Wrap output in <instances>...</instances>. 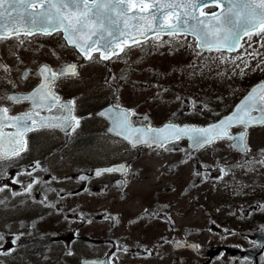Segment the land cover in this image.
Returning <instances> with one entry per match:
<instances>
[{"label":"snow or ice","instance_id":"6c2138e0","mask_svg":"<svg viewBox=\"0 0 264 264\" xmlns=\"http://www.w3.org/2000/svg\"><path fill=\"white\" fill-rule=\"evenodd\" d=\"M211 6H219L222 11H212ZM208 7L209 10L204 11ZM135 10V11H133ZM33 33L62 35L64 43L61 47H72L76 50L75 54L80 57L83 63L95 62L97 60L107 61L110 58L120 59L127 55L126 46L140 45V41L151 43L153 47L168 44L176 47L180 41H184L199 56L204 52L218 51L223 53L232 51L234 48H242L240 43L241 35H247L251 43H256L264 48V0H0V40L8 37L17 38L23 43V36H31ZM252 34H257L259 39L253 40ZM149 35L154 39L149 41ZM167 35L171 39H161ZM191 35L195 38V43H190L185 37ZM251 43L248 47H251ZM171 50V49H170ZM97 55H93V53ZM53 54L59 56L53 50ZM243 55L253 59L262 57L260 63L255 67L251 66L248 60L243 61V68L249 71L261 70L264 68V54L255 52ZM219 59L227 62L223 54ZM235 61L238 57H228ZM7 71L9 66L2 65ZM77 63L65 62L58 69H53L47 63H41L33 75L39 77V82L27 92L5 93L2 99L12 101H31V107L24 112L9 115V108L0 105V178L7 177L20 185L19 192L25 195V199H31L41 206H46L56 213H62L63 209L57 207L55 201L50 200L45 192H53L54 189L48 184L47 180L37 172H49L47 167H42L39 160L30 162L27 166L17 164L22 172H25L29 179H18V174H10L7 171L13 161H18L21 154L29 147L25 133L40 128L59 129L71 132L79 126L81 117L74 115V105L76 97L64 100L58 92L53 91L56 81L66 76L78 77L80 74ZM240 65L237 64L236 68ZM241 68L240 74H243ZM30 74V70L25 68L23 76ZM124 79L123 76L117 77L115 74L106 78L105 84L112 88V99L118 101V90L122 87L118 80ZM14 83V82H13ZM147 82H145V86ZM260 89V92H257ZM177 100L181 97L177 96ZM190 101L189 111H214L209 103ZM222 100L223 98H217ZM200 107L197 108L196 105ZM62 108L64 111L59 114H49L48 112L37 111V109L52 110ZM92 116L93 113H88ZM96 115L107 116L110 124L107 128L108 133H117L131 147L146 145L150 149L158 148L162 151H179L184 153L182 162L195 157L198 150L214 146L217 141H229V147L239 150L247 156L252 151L251 145L247 142L248 129L250 127L264 126V80L251 88L247 94L234 105L233 110L218 119L200 125L193 123H176L175 113H172V120L164 122L160 126H154L146 114L137 113L134 108L124 107L118 102L109 103L105 108L99 110ZM219 115V114H218ZM143 121L142 123L134 122ZM6 126L11 127V131H5ZM236 126L240 131L233 132L231 129ZM187 138V151L179 146L181 139ZM5 139L8 147L5 148ZM167 145V147H165ZM257 156L259 159H257ZM257 156L245 159L241 158L242 163L233 165H213L219 172L214 177L220 180L225 175L226 169L232 171L238 167L264 166V147L257 150ZM199 164L200 162L197 161ZM130 165H112L108 168H96L97 175L103 172H111L118 169L125 172ZM205 169L209 166L203 165ZM135 171V170H134ZM35 173V175H33ZM193 175L207 179L197 168L193 170ZM53 180L58 179L55 176ZM87 179V177H81ZM117 185L123 187L126 183L121 179L116 181ZM41 186V197L39 200L31 196L33 185ZM9 190L10 196L16 197L18 191L12 189L7 183L0 182V193ZM187 191V188L185 189ZM239 191V189H237ZM58 195V194H57ZM127 193L122 192V198ZM8 196L0 198V205L7 207ZM24 203V199L20 200ZM160 205H157L159 208ZM257 208H264V204H257ZM250 214V213H249ZM157 217L156 212L144 210L135 216L129 223H136L145 218ZM44 217L34 218L28 227L35 228L36 221ZM76 216L69 219H76ZM80 218L84 214L80 213ZM109 219H113L110 215ZM157 218L168 219L169 226L174 230V222L169 217L160 215ZM119 223L118 220L115 221ZM20 226L25 225V221H20ZM10 227V225H6ZM264 228V226H261ZM225 231H228L227 229ZM25 235L24 232L12 233L13 244L16 240ZM4 235L0 233V241ZM171 243L177 247L186 244L184 241L173 239ZM116 249V245L112 246ZM139 247H143L142 245ZM187 247L198 249L196 244H187ZM117 251L127 252L128 246L105 253L103 259H83L82 264H115L113 257H117ZM14 249L0 247V255L11 254ZM69 255L72 250L67 249ZM150 254L145 248L144 253ZM118 258V257H117ZM246 259V258H245ZM0 264H4L0 260Z\"/></svg>","mask_w":264,"mask_h":264},{"label":"rangeland","instance_id":"374dc122","mask_svg":"<svg viewBox=\"0 0 264 264\" xmlns=\"http://www.w3.org/2000/svg\"><path fill=\"white\" fill-rule=\"evenodd\" d=\"M22 39L23 43H20L17 38L0 40V57L9 65V69L17 81L16 89H26L34 83L36 75L31 74L34 72L31 71L25 78L22 77V72L27 67L35 71L39 64L47 62L53 69H57L67 61H81L73 48L61 47L63 39L58 35H34ZM162 39L171 38L164 37ZM185 39L190 43H195L192 36H187ZM252 39L257 40L259 36ZM244 42L246 45L243 50L234 55H225L224 52L213 51L204 52L197 56L196 52L199 50L197 49L194 52L184 41H180L174 48L168 44L152 46L147 51L134 48L121 59L113 58L108 62L101 60L88 63L82 62L79 68L80 75L73 77V79H64L63 85L67 87L68 91L73 88V96H77V109L85 108L84 105L90 104V107L87 106L88 109H81L82 113H87L93 108L97 109L103 105L109 96L112 97V88L105 84L108 65L113 67L115 75L119 70L130 69L131 71L126 75L127 79L121 81L122 87L118 90L119 99L114 101L115 103L118 102L121 105L134 108L137 113L146 114L153 123H161L163 120L169 119L172 113L179 114L187 120L206 121L216 111L228 105L234 94L238 92V90L230 89L233 86L231 83L233 78L237 79L236 85L239 89L245 87L244 83L249 78L251 79L249 70L245 71L249 77L239 73L243 68L244 58H249L243 53L261 52L264 54V48H261L258 44L251 43L248 38ZM249 43H251V47H248L247 44ZM53 50L59 56L54 55ZM221 54L225 56L226 63L219 59ZM228 57H238V59L233 61L227 59ZM261 58L250 59L251 64L256 66L260 63ZM236 64H239L240 67L233 71ZM145 82H147L146 86ZM10 87V82L0 70V103H5L6 106H9V103L7 99H2V97ZM200 90L203 91V95L224 93V100L210 104L214 111H208L207 109L189 111V100L187 98L197 99V96H199L197 93H201ZM177 96L181 99L177 100ZM199 98L201 99L200 96ZM10 106H13L14 110L24 107L22 103L19 105L10 104ZM196 107L199 108L200 106L196 105ZM94 119L92 118L93 122ZM97 123L103 124L101 121L96 122L94 132L98 130ZM254 130L256 137L253 140V146H251V157L257 156V150L264 147V138H259L261 129ZM110 140L115 139L110 138ZM117 141L119 143L114 142L115 145H110L109 143L113 141H109L106 150L98 149L91 154L85 151L78 152L75 165L80 168V166L84 167L90 164L112 163L121 160L130 163L133 168L125 176L128 184L123 187V190L112 184V181L117 179L119 175L109 173L95 180L91 185L92 188H87L84 192L77 191L73 196L67 198L64 195L65 215L63 217L46 216L42 223H38L36 228L39 230V242L25 248L23 251L25 257H16V260H23V264H76L78 260L80 261L82 255H97L106 247V245H97L98 238L106 239L108 237L106 232L107 222L111 220H118L123 224L124 231H129L134 226L129 223L133 218L132 216L135 217L144 210H148L156 212L157 217L163 215L169 217L173 222L176 219L178 223L174 222L175 227L179 224H201L205 220L201 214V209L198 210L197 205H201V203L205 205V201H208L206 203L208 208H212L219 203V200L228 199L233 194V190L228 189L224 183L219 182L220 186L215 187L210 179H204L203 189L205 192L202 193L204 197L199 198L200 201L196 203L194 197L189 195L184 197L183 195L186 188V192H193L187 187V184L192 182L195 185L194 180L198 179L192 171L195 166L194 162L192 160L187 163H185L186 161L182 162L183 152L180 154L176 151H162L158 148H137L135 150L128 148L123 140L117 139ZM221 143L222 141L203 150L208 156L207 163L212 165L217 163L222 165L241 164L242 156L245 159L249 158L248 155L241 156L237 154L230 157H219L220 154L215 153L211 156L210 154L214 153L221 146ZM36 145L40 146L39 143ZM179 146L185 148V142L180 141ZM237 158L238 160H236ZM72 166L73 161H70L63 166L60 174H70ZM59 167L61 168V166ZM262 167L264 166L250 168L248 173L251 174L252 169L258 170L259 168L262 171ZM242 169H247V167H240L237 171L232 170L231 172L233 176L238 177L243 173ZM263 174L264 171L252 175ZM63 177L67 179L71 176ZM67 184L69 187L73 185L74 193V187L77 183L70 179ZM167 185H171L172 189L164 190L163 187ZM63 189L67 188L64 187ZM122 192L127 193V196L122 198ZM179 204L191 209L185 212V218L182 220H177L178 217L174 218V216L168 214L165 208H157V205H167L170 206L169 209L172 213L178 209ZM80 213L84 214V218H80ZM70 214L77 217L73 219V230L68 227L69 224L67 223ZM99 215L101 216L94 217ZM110 215L113 219L108 218ZM3 216L6 219L9 214L3 213ZM157 217L144 219L157 223L147 234V243L150 246L165 243L166 240H162L159 232L170 228L168 219ZM45 226L56 230L58 237L42 233L41 229ZM88 234H90V238L87 241L80 238L89 236ZM119 237L120 235L116 234L112 240L120 242ZM21 239L28 240L25 236H21ZM208 240V236L203 238L204 242ZM110 247L111 244L109 243L108 248ZM69 248L72 250V255L67 252ZM16 260H7V262L8 264H17L18 261Z\"/></svg>","mask_w":264,"mask_h":264},{"label":"flooded vegetation","instance_id":"af4514ba","mask_svg":"<svg viewBox=\"0 0 264 264\" xmlns=\"http://www.w3.org/2000/svg\"><path fill=\"white\" fill-rule=\"evenodd\" d=\"M35 78L36 82L33 83L32 86L35 85L37 81H39L38 76ZM59 81L60 79L56 81L54 91L58 92L61 98L64 100L71 99L73 97V88L68 91L67 87L58 85ZM23 104L24 107L18 111H15L14 114L27 111L31 107V101H23ZM81 109L86 110L88 108L85 107ZM81 109H74V115L81 117V120L79 126L71 132L61 131L55 128L50 129L47 127L29 131L27 134V140L30 144L28 149H26L25 152L21 154V158L18 161L14 160L13 163L7 168V171L10 174H18V179L27 180L29 179V176L25 172H22L20 168L17 167V164L21 166H27L30 162L39 160L42 167H47L50 171L45 173L40 169H37V172L42 176V178L47 180L48 184L54 189L53 192H45L44 194L47 195L50 200L55 201L57 207L60 208H62V191L59 185L62 179L60 177L55 180L51 178L52 176H59L60 173L58 171L60 168L58 165L49 166L48 160H73L75 150L73 149V143H76L75 145H77L78 143H89L97 139L96 136L90 135L94 124L100 121V116L96 115V111L94 109L87 113H82ZM37 111L48 112L49 114H59L64 110L62 108H55L50 110V112L49 110L45 109H37ZM88 113H93V115L88 116ZM93 117L95 118L94 124L91 119ZM92 124L93 126H91ZM254 129L255 127H250L248 129L247 138L251 146H253V140L256 137ZM260 129L262 133L259 134V138H264V126H262ZM239 130V127L233 128L234 132ZM37 142L41 143L43 147H34V144ZM220 147L223 150H227L229 145L227 142L222 141ZM85 148L86 144L80 146V150ZM202 150H198L196 152V156L189 158L185 163H187L189 160H192L195 165L194 169L198 168L203 175H206V173L209 172V168L205 169L203 165L206 164V159L208 156L204 151L201 152ZM215 153L229 157L236 154L245 155L241 152L234 151V149L231 153H221V151L216 149V151L210 155L213 156ZM247 155L248 157H251L250 153ZM257 159H259V157H257ZM236 160H238V158ZM197 161L200 163L198 164ZM253 167L242 169L243 173L239 177L225 173V175L222 177L223 179L227 180L225 182V186L228 189H236L239 186L240 190H235V194L230 195L228 199L219 200V203L212 208L207 209L208 206L203 205V203H201V205H197V207L202 209L201 214L205 220L204 223H190L186 226L179 225L178 228L174 226V230L170 227L159 232V234L162 236V240H166L164 245L167 247L152 248L147 243V234L151 229L154 228V224L156 223L155 221L149 222L148 220L143 219L136 222L131 228L132 231L127 233L128 237L121 238L122 242L120 241L116 243L113 241L112 245H116V249L114 250L122 248L124 245L128 246L127 252L117 251L118 258H114L115 264H252L251 261L248 262L246 259H238L228 256L223 252H221L216 258H211L209 257L207 248L205 246H201L199 243H197L199 248L193 249L187 247V244H182L181 246L177 247L175 244H172L171 241L175 238L201 240L205 236H208L210 239L214 240L213 243L222 244L229 243V241H231L233 238L248 237L256 231L263 229L261 226H264V208H257V204H264V174H252L264 171V167H262V171H260L261 167L258 170L252 169L251 174H249L248 170ZM235 169V171H237L240 169V167ZM33 175H35V173ZM71 176L73 179V169ZM87 181L82 182L80 184V188L85 187L88 183ZM194 181L196 182V185H194L192 182L187 184V187L190 190H193L194 193L185 191L183 195L189 193V196L194 197V202L197 203L200 201L199 198L204 197L202 193L205 192V190L202 188V177H198V179H195ZM0 182L7 183L12 189H16L18 191V195L16 197L10 196L9 190H5L3 193H0V198L3 196L9 197L6 202L8 205L7 207L0 205V219L3 217V210L9 211L12 214V218L9 223H0V233H3L4 235L3 241H0V247L7 249L13 245L11 238L12 233L23 232L24 228L28 226V222L22 219L23 216H21V212L27 203L31 202L32 200L30 198L25 199V195L19 192L20 185L8 179L7 177L0 178ZM215 183V187L220 186L219 180H215ZM70 192L73 193V187ZM36 193L41 197V186L38 184L33 185L31 196H35ZM21 199H24L23 204L20 203ZM42 207L43 213H40L42 215H53L58 217H62L63 215V211L62 213H56L54 210L46 206ZM178 208H180V204ZM175 211L179 212L178 209ZM70 216L72 217V214H70ZM20 221L26 222L23 227L20 226ZM13 224L17 225L16 230H12L11 226ZM6 225H10V227ZM119 226L120 223H117L116 226H114L113 231L118 230ZM226 229L228 231H225ZM106 232H110L108 226ZM5 240L6 242H4ZM129 240L132 241V244L126 243V241ZM98 241L103 242L102 239H99ZM141 245L143 247H139ZM145 248L150 251V254H138L144 253Z\"/></svg>","mask_w":264,"mask_h":264},{"label":"water","instance_id":"95a60500","mask_svg":"<svg viewBox=\"0 0 264 264\" xmlns=\"http://www.w3.org/2000/svg\"><path fill=\"white\" fill-rule=\"evenodd\" d=\"M222 3H223V0H222ZM222 10H223V9L219 7L216 11H222ZM133 11H135V10H133ZM149 36H150V35H149ZM243 36H244V34L241 35V39L243 38ZM241 39H240V42H241ZM235 49H237V48H234L233 50H235ZM0 65L2 66L1 63H0ZM261 242H262V244H263V246H264V234L261 235ZM262 253H263V251H262Z\"/></svg>","mask_w":264,"mask_h":264},{"label":"bare ground","instance_id":"6f19581e","mask_svg":"<svg viewBox=\"0 0 264 264\" xmlns=\"http://www.w3.org/2000/svg\"><path fill=\"white\" fill-rule=\"evenodd\" d=\"M106 145H107V144H106V142L104 141V142H103V149H104V150H106ZM151 170H152V169H151Z\"/></svg>","mask_w":264,"mask_h":264}]
</instances>
